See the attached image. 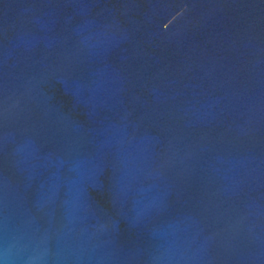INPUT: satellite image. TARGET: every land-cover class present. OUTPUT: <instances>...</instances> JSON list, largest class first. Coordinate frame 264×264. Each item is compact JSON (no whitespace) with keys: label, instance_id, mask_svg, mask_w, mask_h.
<instances>
[{"label":"water","instance_id":"obj_1","mask_svg":"<svg viewBox=\"0 0 264 264\" xmlns=\"http://www.w3.org/2000/svg\"><path fill=\"white\" fill-rule=\"evenodd\" d=\"M0 264H264V0H0Z\"/></svg>","mask_w":264,"mask_h":264}]
</instances>
